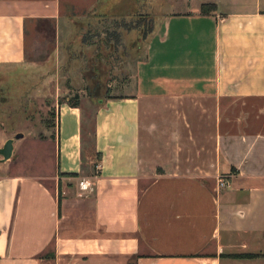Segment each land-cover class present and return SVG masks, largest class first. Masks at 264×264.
<instances>
[{
    "label": "crops",
    "instance_id": "crops-1",
    "mask_svg": "<svg viewBox=\"0 0 264 264\" xmlns=\"http://www.w3.org/2000/svg\"><path fill=\"white\" fill-rule=\"evenodd\" d=\"M62 1L0 0V74L57 58L93 25L82 12H133L117 15L128 32L118 22L146 7L82 0L74 12ZM203 4L214 5L207 15ZM137 60L133 92L97 104L92 128L89 106L57 104L51 175L0 170V264H264V0H199L156 21ZM156 103L196 124L215 114L214 174L166 169L183 159L179 141L142 154L141 112L151 117ZM143 156L164 165L148 171ZM219 175L229 188L210 183Z\"/></svg>",
    "mask_w": 264,
    "mask_h": 264
},
{
    "label": "rangeland",
    "instance_id": "rangeland-1",
    "mask_svg": "<svg viewBox=\"0 0 264 264\" xmlns=\"http://www.w3.org/2000/svg\"><path fill=\"white\" fill-rule=\"evenodd\" d=\"M144 1L147 8L140 9L132 18H123L118 22L125 25L124 30L128 32L120 30L117 17L133 12H98L103 17L100 20L88 18L92 12H82L78 17L80 21L93 25L75 39L64 42L57 58H49L47 62L34 58L36 64H31L26 58L22 66L8 67L6 75L0 74V146L7 138L14 139V134H23L22 139L15 140V162L0 164V170H12L26 176L51 175L56 163L54 134L59 113L57 106L68 102L78 103L83 109L89 106L92 128L99 99L133 92L135 63L138 57L142 59L144 56V39L154 23L163 21L173 13L195 12L199 4V0ZM138 3L142 4V1ZM62 5L65 11L73 6L74 12H78L77 9H82L84 2L63 0ZM115 33L119 34L118 38ZM30 41L32 52L38 41H35L33 34ZM126 46L131 49L128 50ZM130 50L135 53H129ZM163 106L154 104L152 108L156 109V113H151V117L141 112L142 154L147 156L152 153V147L157 149L160 142L163 147L173 150L179 141L183 145V159L181 162L167 160L166 169L172 171L178 164L185 173L214 174L215 114H199L196 124L194 119L188 118L189 113L183 117L180 113L174 114L173 110L161 112ZM165 106L169 108L171 105L167 103ZM178 120L187 121L188 126L184 127L183 123V127H180ZM1 124H5L7 131ZM159 130L164 133H158ZM165 157L170 158L171 154L168 152ZM143 159L147 163V170L152 172L165 162L153 156H143ZM209 178L210 183H216L215 178Z\"/></svg>",
    "mask_w": 264,
    "mask_h": 264
},
{
    "label": "built area",
    "instance_id": "built-area-1",
    "mask_svg": "<svg viewBox=\"0 0 264 264\" xmlns=\"http://www.w3.org/2000/svg\"><path fill=\"white\" fill-rule=\"evenodd\" d=\"M78 187L82 192H86L90 188V183L87 180L82 179L79 181ZM229 187H230V181H229L228 175L217 176L216 178V189L217 190H223Z\"/></svg>",
    "mask_w": 264,
    "mask_h": 264
},
{
    "label": "trees",
    "instance_id": "trees-1",
    "mask_svg": "<svg viewBox=\"0 0 264 264\" xmlns=\"http://www.w3.org/2000/svg\"><path fill=\"white\" fill-rule=\"evenodd\" d=\"M214 7V5L213 4H203L202 6H201V14L202 15H207V14H209L210 12H209V10L210 9H212ZM117 33V32H116ZM115 33V35H116V37L118 38V35ZM103 99H99L98 101H97V104H99L101 101H102ZM67 104H69L70 106H72V107H78V103H74V102H68ZM254 257H256L255 255H243V256H235V258H244V259H249V258H254Z\"/></svg>",
    "mask_w": 264,
    "mask_h": 264
},
{
    "label": "flooded vegetation",
    "instance_id": "flooded-vegetation-1",
    "mask_svg": "<svg viewBox=\"0 0 264 264\" xmlns=\"http://www.w3.org/2000/svg\"><path fill=\"white\" fill-rule=\"evenodd\" d=\"M11 123V122H10ZM1 126L4 128V130H6L7 131V128H6V126H5V124H1ZM18 134H21V133H16V134H14L13 135V137H14V139L13 138H7L3 143H2V145L0 146V149H3L4 148V146L6 145V143L9 141V140H12V154H11V157H10V159L9 160H7V161H4V162H0V164H5V163H7V162H9V161H13V163L15 162V155H14V149H15V140L17 141V140H20V139H22V138H20V139H17L16 138V136L18 135ZM3 159V156L2 155H0V160H2ZM12 159H14V160H12Z\"/></svg>",
    "mask_w": 264,
    "mask_h": 264
},
{
    "label": "water",
    "instance_id": "water-1",
    "mask_svg": "<svg viewBox=\"0 0 264 264\" xmlns=\"http://www.w3.org/2000/svg\"><path fill=\"white\" fill-rule=\"evenodd\" d=\"M23 137V134H18L16 136L17 139H20ZM12 154V140H9L3 149H0V155L3 156V159L0 160V162H4L10 159Z\"/></svg>",
    "mask_w": 264,
    "mask_h": 264
}]
</instances>
